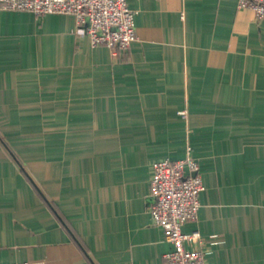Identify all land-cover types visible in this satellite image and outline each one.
<instances>
[{"label":"crops","instance_id":"obj_1","mask_svg":"<svg viewBox=\"0 0 264 264\" xmlns=\"http://www.w3.org/2000/svg\"><path fill=\"white\" fill-rule=\"evenodd\" d=\"M128 5L137 39L117 52L74 16L0 9V264H164L152 165L188 148L204 183L189 247L264 264V18L239 0Z\"/></svg>","mask_w":264,"mask_h":264},{"label":"built area","instance_id":"obj_2","mask_svg":"<svg viewBox=\"0 0 264 264\" xmlns=\"http://www.w3.org/2000/svg\"><path fill=\"white\" fill-rule=\"evenodd\" d=\"M246 8L252 9L258 19L264 18V0H239V9ZM0 9L29 11L38 17L74 16L79 32L87 33L94 45H107L114 52L129 49L137 39L135 11L128 0H0ZM203 190L199 164L190 148L182 159L153 163L148 209L155 225L163 229L173 246L165 255L164 264H207L203 250L189 247L201 242L199 231L185 233L182 229L197 219Z\"/></svg>","mask_w":264,"mask_h":264},{"label":"trees","instance_id":"obj_3","mask_svg":"<svg viewBox=\"0 0 264 264\" xmlns=\"http://www.w3.org/2000/svg\"><path fill=\"white\" fill-rule=\"evenodd\" d=\"M33 14H34V13H33ZM22 169H23V168H22ZM23 171H24V169H23ZM24 173H25V172H24ZM25 174H26V173H25ZM50 207H51V208H52V209L58 214V216H60V218H62L60 212L55 208V206H54L53 204H50ZM62 219H63V218H62ZM64 224H65L67 230H68L71 234H73V232H72L70 226H69L67 223H65V222H64Z\"/></svg>","mask_w":264,"mask_h":264}]
</instances>
